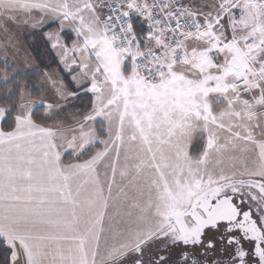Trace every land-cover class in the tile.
<instances>
[{
	"label": "snow or ice",
	"instance_id": "snow-or-ice-1",
	"mask_svg": "<svg viewBox=\"0 0 264 264\" xmlns=\"http://www.w3.org/2000/svg\"><path fill=\"white\" fill-rule=\"evenodd\" d=\"M0 264H264V0H0Z\"/></svg>",
	"mask_w": 264,
	"mask_h": 264
},
{
	"label": "crops",
	"instance_id": "crops-1",
	"mask_svg": "<svg viewBox=\"0 0 264 264\" xmlns=\"http://www.w3.org/2000/svg\"><path fill=\"white\" fill-rule=\"evenodd\" d=\"M28 39H30V42H28V43H24V46H25V49L28 51L29 50V53H28V55H29V60L30 61H32L33 63H36L37 62V60L35 61V58H36V56H35V54L32 52V48H29L28 47V44H30V43H33V40H32V38L31 37H28ZM27 39V40H28ZM25 42V41H24ZM40 52H38L37 51V54H39V55H43V50L42 49H40L39 50ZM41 53V54H40ZM48 62V61H47ZM46 62V63H47ZM51 71L55 74L56 73V67H55V64H53V66H52V68H51Z\"/></svg>",
	"mask_w": 264,
	"mask_h": 264
},
{
	"label": "rangeland",
	"instance_id": "rangeland-1",
	"mask_svg": "<svg viewBox=\"0 0 264 264\" xmlns=\"http://www.w3.org/2000/svg\"><path fill=\"white\" fill-rule=\"evenodd\" d=\"M24 41H25V42H24ZM28 42H30V39H28V40H24V38L21 37V45H22V49H21V52H20V58H21V60H23V59H25V58H26L27 60H29V55H28L29 50L27 51V50L25 49V46H24V43H28ZM38 52H40V51L38 50ZM40 54H41V53H40ZM35 56H36L35 61L37 60V57H38V56H39L40 58H43V55L41 56V55L37 54V51H36ZM37 62H38V60H37ZM45 62H47V60H45Z\"/></svg>",
	"mask_w": 264,
	"mask_h": 264
},
{
	"label": "trees",
	"instance_id": "trees-1",
	"mask_svg": "<svg viewBox=\"0 0 264 264\" xmlns=\"http://www.w3.org/2000/svg\"><path fill=\"white\" fill-rule=\"evenodd\" d=\"M32 52H33L34 54L36 53V51H33V50H32Z\"/></svg>",
	"mask_w": 264,
	"mask_h": 264
}]
</instances>
